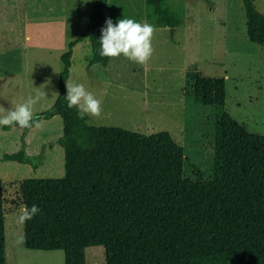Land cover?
I'll return each instance as SVG.
<instances>
[{
	"label": "trees",
	"instance_id": "obj_1",
	"mask_svg": "<svg viewBox=\"0 0 264 264\" xmlns=\"http://www.w3.org/2000/svg\"><path fill=\"white\" fill-rule=\"evenodd\" d=\"M107 1L95 0L84 30L68 42L60 56L58 95L50 109L36 114L62 118L63 175L7 182L14 190L10 201L0 179V264H6L7 209L33 204L41 214L23 225L24 246L63 250L64 264H86L85 249L98 245L105 264H264V134L228 113L225 77L203 74L196 65L185 71L194 101L215 109L207 179L185 177L184 147L169 131L99 125L67 107L73 47L89 39V66L107 67L111 59L100 56L98 41ZM145 2L157 25L175 32L181 18L168 0ZM242 3L249 39L264 44V13L255 0ZM25 148L23 139L3 159L38 167Z\"/></svg>",
	"mask_w": 264,
	"mask_h": 264
},
{
	"label": "rangeland",
	"instance_id": "obj_2",
	"mask_svg": "<svg viewBox=\"0 0 264 264\" xmlns=\"http://www.w3.org/2000/svg\"><path fill=\"white\" fill-rule=\"evenodd\" d=\"M95 0H0V106L9 110L45 90L48 100L36 105L40 113L53 104L59 90L61 54L81 33ZM181 18L175 32L159 26L145 0H108L106 19L132 18L155 27L154 53L145 67L123 55L107 67L88 65V38L73 47L67 81L82 83L102 101L99 125L118 126L144 133L167 130L184 147V175L211 178L215 109L196 103L185 71L196 65L203 74L223 76L228 113L247 129L264 134V44L247 35L242 0H169ZM264 13V0H255ZM42 85V86H41ZM45 87V88H44ZM5 113H0L4 115ZM43 119V128L25 132L0 127V179L60 177L64 150L59 144L63 122L59 115ZM31 142L29 163L4 160L3 155ZM6 184L10 200L14 190ZM21 208L6 211V264H64L63 250H32L16 243L23 226L16 222ZM86 264H105L103 246L85 249Z\"/></svg>",
	"mask_w": 264,
	"mask_h": 264
},
{
	"label": "clouds",
	"instance_id": "obj_3",
	"mask_svg": "<svg viewBox=\"0 0 264 264\" xmlns=\"http://www.w3.org/2000/svg\"><path fill=\"white\" fill-rule=\"evenodd\" d=\"M100 31L101 36L98 40L100 56L119 58L123 55L141 67H145L151 60L154 53L152 40L155 33V27L152 24L137 22L132 18H121L114 24L113 20L108 18ZM35 89L34 95L27 96L22 103L16 104L9 110H5L4 107L0 106V113L6 112V114L0 115V127L18 125L20 128L28 129L33 127L43 128V119L37 117L35 108L37 104L47 101L49 98L45 90H41V87H35ZM66 90L67 107L77 110L76 116L78 119L84 120L85 117L98 118L102 115V101L89 91L84 84L67 81ZM48 107L50 109L52 104H48ZM38 214L41 213L36 204L31 207L23 206L16 222L23 226ZM25 242L26 237L24 235H19L16 239L18 245Z\"/></svg>",
	"mask_w": 264,
	"mask_h": 264
},
{
	"label": "crops",
	"instance_id": "obj_4",
	"mask_svg": "<svg viewBox=\"0 0 264 264\" xmlns=\"http://www.w3.org/2000/svg\"><path fill=\"white\" fill-rule=\"evenodd\" d=\"M168 1H169V0H168ZM82 41H83V40H82ZM82 41H81V42H82ZM79 43H80V42H79ZM77 44H78V43H77ZM77 44H76V45H77ZM109 63H110V61H109ZM109 63H108V65H109ZM108 65H107V66H108ZM58 91H59V90H58ZM56 97H57V96H56ZM55 99H56V98H55ZM33 128H35V127H33ZM29 130H30V129H29ZM29 130L27 131V133L29 132ZM25 142H26V148H25V149H26V152H27L28 155H31V153H30L31 142H30L28 139H27ZM31 156H32V155H31Z\"/></svg>",
	"mask_w": 264,
	"mask_h": 264
}]
</instances>
